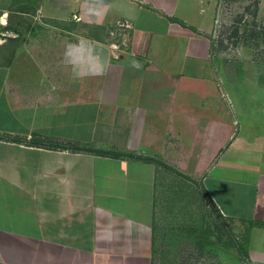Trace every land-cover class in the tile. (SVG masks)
Returning <instances> with one entry per match:
<instances>
[{"label": "crops", "instance_id": "crops-1", "mask_svg": "<svg viewBox=\"0 0 264 264\" xmlns=\"http://www.w3.org/2000/svg\"><path fill=\"white\" fill-rule=\"evenodd\" d=\"M217 1L0 0V264H264V34Z\"/></svg>", "mask_w": 264, "mask_h": 264}, {"label": "rangeland", "instance_id": "rangeland-1", "mask_svg": "<svg viewBox=\"0 0 264 264\" xmlns=\"http://www.w3.org/2000/svg\"><path fill=\"white\" fill-rule=\"evenodd\" d=\"M215 5L216 18L212 37L217 43L216 46L218 41L226 40L228 51H238L236 47L246 52L250 51L248 45L252 42L249 40L251 34L253 32H256L257 36L264 34L254 21L255 0H218ZM237 38H241L238 41L239 45L234 44Z\"/></svg>", "mask_w": 264, "mask_h": 264}, {"label": "trees", "instance_id": "trees-1", "mask_svg": "<svg viewBox=\"0 0 264 264\" xmlns=\"http://www.w3.org/2000/svg\"><path fill=\"white\" fill-rule=\"evenodd\" d=\"M237 247L239 248L240 252L242 253L244 260L247 261L249 258H248V254L246 252V244L244 243L243 245H237Z\"/></svg>", "mask_w": 264, "mask_h": 264}, {"label": "built area", "instance_id": "built-area-1", "mask_svg": "<svg viewBox=\"0 0 264 264\" xmlns=\"http://www.w3.org/2000/svg\"><path fill=\"white\" fill-rule=\"evenodd\" d=\"M118 47H116V49H117Z\"/></svg>", "mask_w": 264, "mask_h": 264}]
</instances>
